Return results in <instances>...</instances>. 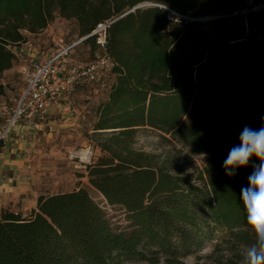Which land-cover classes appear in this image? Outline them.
I'll return each instance as SVG.
<instances>
[{"label":"trees","instance_id":"1","mask_svg":"<svg viewBox=\"0 0 264 264\" xmlns=\"http://www.w3.org/2000/svg\"><path fill=\"white\" fill-rule=\"evenodd\" d=\"M248 1L0 0V77L14 66L26 32L61 17L84 38L109 23L105 48L97 35L80 43L101 49L112 65L96 81L108 94L93 124L101 156L86 176L129 224L115 230L85 188L44 194L26 214L0 212V264H185L217 233L214 253L233 255L216 264H242L253 240L240 193L259 161L232 177L223 162L244 126L264 122V48L234 42L248 33L264 42V8L244 15ZM146 2L159 6L125 15ZM207 17L214 19L200 21ZM140 128L209 156L197 171L172 173L136 149Z\"/></svg>","mask_w":264,"mask_h":264},{"label":"rangeland","instance_id":"2","mask_svg":"<svg viewBox=\"0 0 264 264\" xmlns=\"http://www.w3.org/2000/svg\"><path fill=\"white\" fill-rule=\"evenodd\" d=\"M149 3V2H146ZM145 4V3H143ZM213 17L203 18L200 21H209ZM209 28V27H207ZM206 28V29H207ZM27 42L33 44L30 51L26 43L15 48L17 60L14 66L0 77V83L5 92L0 96V106L14 107L19 100L26 83L23 69L29 67L30 55L39 61L46 60L55 53L60 46L77 43L81 40L79 27L76 22L61 17L39 33H25ZM250 35V36H247ZM234 42L250 47L253 51L264 48V42H255L251 34ZM101 49H93L91 44H79L74 51V57L84 63H91L98 56H102ZM113 79H110L111 83ZM107 90H103L99 83L82 85L77 89L71 100L75 112H67L64 117L57 113L50 115L45 121V127L40 131L41 143L37 147L40 164L43 171L39 173L38 181L44 194L69 192L78 188H85L90 196L104 209L115 230L129 228L126 214L120 207L110 206L104 197L95 190L88 181L86 167L101 156L93 138V124L96 121L95 109L107 97ZM262 125L255 127L260 128ZM135 147L138 150L156 155L158 161L166 165L172 173L187 174L204 165L206 156L193 155L188 148L174 141L170 136H164L151 128H140L136 136ZM230 151V150H229ZM221 233L197 252L184 258L185 264H216L219 259L233 255L230 250L214 253V246L220 242ZM163 264V263H161Z\"/></svg>","mask_w":264,"mask_h":264},{"label":"built area","instance_id":"3","mask_svg":"<svg viewBox=\"0 0 264 264\" xmlns=\"http://www.w3.org/2000/svg\"><path fill=\"white\" fill-rule=\"evenodd\" d=\"M264 8V4L248 1V7L241 11L247 15ZM108 24H100L91 36L97 35V44L106 47V30ZM82 40V39H81ZM62 45L46 60L39 61L30 55L29 67L23 69L26 83L17 104L12 107L0 106V144L5 141L22 121H44L53 104L62 100H71L82 84L99 81L103 71L111 68L109 58L98 56L95 61L84 64L74 57L75 48L81 43ZM30 51L33 44H25Z\"/></svg>","mask_w":264,"mask_h":264},{"label":"crops","instance_id":"4","mask_svg":"<svg viewBox=\"0 0 264 264\" xmlns=\"http://www.w3.org/2000/svg\"><path fill=\"white\" fill-rule=\"evenodd\" d=\"M71 100L53 104L48 117L55 113L65 117L67 112H75ZM47 118L22 121L0 144V212L10 210L26 214L37 207L38 198L44 195L38 181L37 171L43 168L38 164L37 147H40L39 135Z\"/></svg>","mask_w":264,"mask_h":264},{"label":"clouds","instance_id":"5","mask_svg":"<svg viewBox=\"0 0 264 264\" xmlns=\"http://www.w3.org/2000/svg\"><path fill=\"white\" fill-rule=\"evenodd\" d=\"M255 158L246 187L241 189L240 201L253 242L242 250V264H264V122L258 129L244 126L239 144L234 145L223 162L225 174L235 176Z\"/></svg>","mask_w":264,"mask_h":264},{"label":"water","instance_id":"6","mask_svg":"<svg viewBox=\"0 0 264 264\" xmlns=\"http://www.w3.org/2000/svg\"><path fill=\"white\" fill-rule=\"evenodd\" d=\"M148 6H159V5H156V4H153V3H145V4H141L137 7H135L134 9H132L131 11L127 12L125 15L131 13V12H134L135 10L137 9H140V8H143V7H148ZM200 20H203V19H200ZM90 36H87V37H84L82 38L81 42H83L84 40L88 39Z\"/></svg>","mask_w":264,"mask_h":264}]
</instances>
